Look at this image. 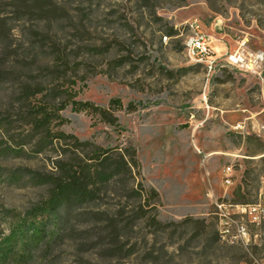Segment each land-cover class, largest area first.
<instances>
[{
	"label": "rangeland",
	"instance_id": "obj_1",
	"mask_svg": "<svg viewBox=\"0 0 264 264\" xmlns=\"http://www.w3.org/2000/svg\"><path fill=\"white\" fill-rule=\"evenodd\" d=\"M192 18L218 53L241 43L264 51V0H0V240L47 198L56 162L76 157L71 135L108 151L109 163L121 154L138 163L134 179H111L96 202L63 215L72 227L53 258L21 264H264V220L245 219L249 244L231 243L217 207L255 201L264 181V76L209 73L191 59ZM27 80L57 101L55 84L102 106L120 98L121 126L68 106L67 122L32 131L13 96ZM59 130L68 136L56 138ZM126 182L157 190L148 199L156 208L144 199L141 210ZM112 222L130 223L117 244L103 237Z\"/></svg>",
	"mask_w": 264,
	"mask_h": 264
},
{
	"label": "trees",
	"instance_id": "obj_2",
	"mask_svg": "<svg viewBox=\"0 0 264 264\" xmlns=\"http://www.w3.org/2000/svg\"><path fill=\"white\" fill-rule=\"evenodd\" d=\"M171 30V34H174ZM6 48L10 46L9 39H6ZM28 57V56H27ZM52 90H57L64 100L57 101L50 98L46 92L49 88L36 87L31 81H25L14 89L13 96H17V104H21L20 113L24 115V121L31 127L32 131L51 132L53 127L60 126L67 122L62 111L71 106L74 112H85L91 114L99 121L120 127L119 119L115 112L124 108V103L120 98H112L108 106H102L92 101L78 99V92L72 87H65L64 84H55ZM129 111L135 110L133 103L126 107ZM63 131H57L56 138H65ZM74 139L75 148L78 153L75 158L68 161L59 159L56 162L57 171L53 177L45 179L50 185L49 193L41 205L29 216L13 223L10 232L0 240V264H21L24 259L30 256L39 255L42 260L53 258L55 251L62 245L66 238L67 230L72 226L65 223L63 215L73 213L77 206L86 202H96L102 192L107 191L103 185L107 186L111 179L117 183H125L127 175L133 176V168L138 165L135 154L127 158L121 154V160L109 163L111 157L108 151L99 146L93 145L89 140H80L76 136ZM90 146L93 148L88 149ZM264 161V156L261 157ZM123 191L139 197L141 201L140 209L145 205L142 201L151 197L157 199L159 193L155 189L148 190L141 182L136 186L122 185ZM148 207L156 208V205L149 204ZM144 215L148 211H144ZM154 222L156 217H154ZM122 224V223H120ZM159 224V222H158ZM130 223L118 225L112 222V227L106 237L112 243L122 241V230ZM132 228V226H131ZM126 246H119L123 251Z\"/></svg>",
	"mask_w": 264,
	"mask_h": 264
},
{
	"label": "built area",
	"instance_id": "obj_3",
	"mask_svg": "<svg viewBox=\"0 0 264 264\" xmlns=\"http://www.w3.org/2000/svg\"><path fill=\"white\" fill-rule=\"evenodd\" d=\"M185 27L188 30L185 40L187 55L191 59L203 63L209 73L215 72L220 67H230L241 73L263 78L264 51L250 49L241 43L234 50L227 49L223 53H218L213 48L212 36L206 32L199 19L192 18L186 21ZM233 173V167L227 166L225 169L227 184L232 182ZM217 207L223 224L221 238L231 243L241 241L248 245L251 234L245 219L253 224H260L264 220V181L261 183L255 201L241 204L219 203ZM237 216H240L241 219H236Z\"/></svg>",
	"mask_w": 264,
	"mask_h": 264
},
{
	"label": "crops",
	"instance_id": "obj_4",
	"mask_svg": "<svg viewBox=\"0 0 264 264\" xmlns=\"http://www.w3.org/2000/svg\"><path fill=\"white\" fill-rule=\"evenodd\" d=\"M215 42H216V44L214 45V47H215V49H216V47H219V46H218V43H219V42H218V40H215Z\"/></svg>",
	"mask_w": 264,
	"mask_h": 264
},
{
	"label": "bare ground",
	"instance_id": "obj_5",
	"mask_svg": "<svg viewBox=\"0 0 264 264\" xmlns=\"http://www.w3.org/2000/svg\"><path fill=\"white\" fill-rule=\"evenodd\" d=\"M213 40H215V39H213ZM215 48V47H214Z\"/></svg>",
	"mask_w": 264,
	"mask_h": 264
}]
</instances>
